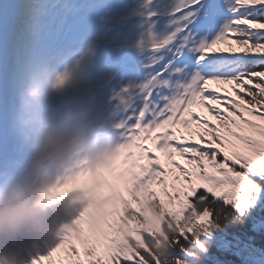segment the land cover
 Masks as SVG:
<instances>
[{
    "label": "snow or ice",
    "instance_id": "obj_1",
    "mask_svg": "<svg viewBox=\"0 0 264 264\" xmlns=\"http://www.w3.org/2000/svg\"><path fill=\"white\" fill-rule=\"evenodd\" d=\"M86 42L116 144L49 190L81 212L29 264H264V0H16L0 18V106L27 70ZM98 181L115 195L69 189Z\"/></svg>",
    "mask_w": 264,
    "mask_h": 264
},
{
    "label": "bare ground",
    "instance_id": "obj_2",
    "mask_svg": "<svg viewBox=\"0 0 264 264\" xmlns=\"http://www.w3.org/2000/svg\"><path fill=\"white\" fill-rule=\"evenodd\" d=\"M0 18H4V14L5 16H9V9H6L7 6L6 4L10 1V0H0ZM5 2V3H3ZM15 7V6H14ZM46 65H49V64H46ZM39 66V65H37ZM38 69V67H37ZM27 73V72H26ZM39 74V72L37 73ZM61 74H68V72H65V73H60L58 75H61ZM54 75V74H53ZM57 75V76H58ZM56 76V77H57ZM55 77V76H54ZM54 77L52 78V80L54 79ZM43 82V80H41ZM36 82H40V80H37ZM89 84V82L87 81H77V80H71V87L73 88H77V91H79L82 95V99L88 103V100H91V101H95L96 99L98 100V95L93 91V89L87 85ZM43 86L42 85H35L34 82L31 83L30 80L28 79L27 80V77L25 75L22 76L20 82H19V86L18 88L22 89V91H24V94L26 93L27 90L31 89V88H39L40 91H41V88ZM210 87H214V88H217L219 90V88L221 86H218V85H210ZM54 93L56 94V90L54 91ZM15 97V95L11 94V98L13 99ZM41 101L42 103L38 106V105H35V104H31L29 103L27 105V107L29 109H32V110H35L37 111V108H41L42 109V104H43V99L41 97ZM194 112H198L204 116H207L208 114L206 112H204L203 109H194L193 110ZM38 112V111H37ZM49 113L47 110L45 112V114ZM41 116H44V114L42 112H40ZM16 126V125H13V127ZM179 130V129H178ZM180 131V130H179ZM180 132H184L185 133V136H187V133L185 131H180ZM111 136V134H110ZM57 140L60 141L61 140V136L58 135L57 136ZM46 146H44L45 148ZM37 154V153H36ZM59 155H61V153L57 154V160H60V159H63V157H58ZM41 156L40 152L38 153V158ZM156 156H158L160 159L162 157V155H158V153L156 154ZM177 163L181 164V165H184V161L181 160V159H175ZM46 162H52V160H46ZM46 173V172H45ZM47 185H52L55 186L56 184H54L51 179L50 180H45V181H41L39 183H36V182H33L32 179L30 177H28L26 174H24L21 178L19 179H14L12 182H11V190L13 192H15L16 196H23L25 197L26 199L29 200L30 203L33 204L34 200H35V205H39V202H46V196L50 195V189L51 188H48ZM106 184L104 182H101L99 183L98 185H94L96 188L98 189H105V186ZM78 186V185H76ZM69 189L73 190V191H76V187H70L69 185ZM69 198V200H68ZM78 206V208H81V204L78 202V201H74L71 197L69 196H64L62 201H56L55 203H51V204H47L45 203L44 204V209H43V212H42V216L43 218L48 222V224L50 226H52L51 224V221L53 219H58L59 221L63 222V213H69L68 215V218L70 219H73L74 216H73V213H71L73 210H75V208ZM65 224H68V223H65L63 222L62 224L61 223H57V225H53L52 227L54 229H57L60 233H61V229L63 227V225ZM30 239H33V237H30ZM4 244L0 243V250L4 249V253L2 256H0V259L2 262H7V264H13V256H12V252H11V249L10 248H6L7 246H3ZM35 246V245H33Z\"/></svg>",
    "mask_w": 264,
    "mask_h": 264
},
{
    "label": "clouds",
    "instance_id": "obj_3",
    "mask_svg": "<svg viewBox=\"0 0 264 264\" xmlns=\"http://www.w3.org/2000/svg\"><path fill=\"white\" fill-rule=\"evenodd\" d=\"M52 87L57 90L71 88L70 75H58L54 78ZM23 102L39 106L42 103L40 89L27 90ZM42 130L48 129L45 127ZM51 151L59 154L61 149L53 145ZM41 212V206L33 205L23 196H13L10 200L0 201V243L11 244L19 237L40 240L58 237L60 232L48 224Z\"/></svg>",
    "mask_w": 264,
    "mask_h": 264
},
{
    "label": "trees",
    "instance_id": "obj_4",
    "mask_svg": "<svg viewBox=\"0 0 264 264\" xmlns=\"http://www.w3.org/2000/svg\"><path fill=\"white\" fill-rule=\"evenodd\" d=\"M150 245L153 247V251L157 252V254L163 255L166 252V241L163 237L157 236L155 240L149 242ZM257 246L264 245V239L257 238Z\"/></svg>",
    "mask_w": 264,
    "mask_h": 264
},
{
    "label": "rangeland",
    "instance_id": "obj_5",
    "mask_svg": "<svg viewBox=\"0 0 264 264\" xmlns=\"http://www.w3.org/2000/svg\"><path fill=\"white\" fill-rule=\"evenodd\" d=\"M189 139H190V138H189ZM164 154H165V153H164ZM164 154H163V155H164ZM164 159H166V161H165V162H166L165 165L168 167V166H169V161H168V159H167L166 154L164 155ZM177 159H178V158H177ZM179 159H180V158H179ZM184 166H186V165H184ZM170 179H171V178H169V180H170ZM130 188H131V187H130ZM130 188H129V189H130Z\"/></svg>",
    "mask_w": 264,
    "mask_h": 264
}]
</instances>
